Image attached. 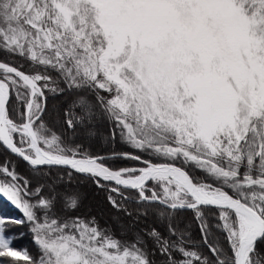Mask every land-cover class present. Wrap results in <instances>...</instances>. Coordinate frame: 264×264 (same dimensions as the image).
Wrapping results in <instances>:
<instances>
[{"label": "snow or ice", "instance_id": "6c2138e0", "mask_svg": "<svg viewBox=\"0 0 264 264\" xmlns=\"http://www.w3.org/2000/svg\"><path fill=\"white\" fill-rule=\"evenodd\" d=\"M0 150V264H264V0H0Z\"/></svg>", "mask_w": 264, "mask_h": 264}, {"label": "trees", "instance_id": "16d2710c", "mask_svg": "<svg viewBox=\"0 0 264 264\" xmlns=\"http://www.w3.org/2000/svg\"><path fill=\"white\" fill-rule=\"evenodd\" d=\"M64 97H53L51 94L49 95L48 99V106L50 112H55L60 106L61 103H63ZM112 146L105 145L103 142L94 143L93 144V150L107 154L109 149ZM117 150H128L126 146L122 144H116L114 146ZM2 151V150H0ZM3 157L0 156V159ZM16 163L19 165V170L21 172L27 171L26 165L20 160V158L12 156L11 157ZM117 166H131L136 165L135 161H117ZM71 191H75L79 194V200L80 204L78 209H76L74 212H71L70 214L81 216V217H90L94 216L97 218L99 223L101 225H107L110 227H116L118 218L121 217V213L117 212L107 201L106 199V192L97 188L90 180L85 179L84 177H78L77 180L73 181V188L69 189ZM91 191V197L94 198L93 203L95 208L92 207V202L90 199L88 200V195H82V192L85 191ZM97 200V201H96ZM21 213L18 209H16L10 202H8L4 198H0V216H11V217H19ZM191 212H185L182 214V218L188 219L189 222H191ZM193 228H195V225L193 223ZM12 232L19 234L23 233V237L20 239L15 240V246L16 247H23L27 246L29 249H31L33 252L35 251V246L31 240V234L28 232V225H25L24 227H13Z\"/></svg>", "mask_w": 264, "mask_h": 264}, {"label": "rangeland", "instance_id": "374dc122", "mask_svg": "<svg viewBox=\"0 0 264 264\" xmlns=\"http://www.w3.org/2000/svg\"><path fill=\"white\" fill-rule=\"evenodd\" d=\"M81 194H82L83 196H84V195H88V200L90 199V201H91L92 204H93L92 207H94V208L96 207V206H94V203H93V201H94L93 199H94V198L91 197V194H92L91 191H88V190H87V191H85V192H82ZM96 201H97V200H96Z\"/></svg>", "mask_w": 264, "mask_h": 264}]
</instances>
